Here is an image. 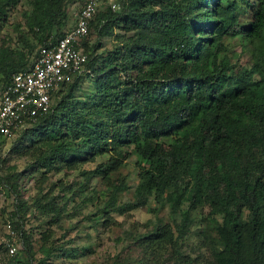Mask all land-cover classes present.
Wrapping results in <instances>:
<instances>
[{
  "label": "trees",
  "instance_id": "16d2710c",
  "mask_svg": "<svg viewBox=\"0 0 264 264\" xmlns=\"http://www.w3.org/2000/svg\"><path fill=\"white\" fill-rule=\"evenodd\" d=\"M69 1L33 0L27 20L33 39L23 38L31 58L22 50L3 52L0 83L30 67L40 45L63 35L62 30L53 34L52 28H62L68 20ZM116 1L117 9L98 6L83 41V71L61 83L49 110L19 132L31 137L43 133L44 147L35 146L40 150L26 170H48L69 155L97 150L109 158L96 171L107 172L130 149L140 168L134 200L116 205L111 196L108 205L121 213L151 196H165L171 212H181L179 237L190 229V210L210 206L221 216L215 228L222 245L215 252L217 264H264V0ZM16 2L0 0V14ZM93 31L114 36L113 46L96 53L98 38L89 42ZM226 38L252 45L248 68L235 69L226 55L220 58ZM83 73L90 77L92 91L76 97L74 87ZM6 168L0 186L18 195L17 180L24 172H15L14 165ZM185 202L188 209H180ZM36 203L45 212L57 210L51 199ZM16 207L10 222L20 233L25 255L7 252L8 261L31 264L29 235ZM161 226L158 222L151 236L159 237V229L171 235L170 228ZM2 246L8 251L5 242ZM41 251L48 256L51 248Z\"/></svg>",
  "mask_w": 264,
  "mask_h": 264
},
{
  "label": "rangeland",
  "instance_id": "374dc122",
  "mask_svg": "<svg viewBox=\"0 0 264 264\" xmlns=\"http://www.w3.org/2000/svg\"><path fill=\"white\" fill-rule=\"evenodd\" d=\"M112 1L101 0V3ZM81 2L67 3L68 20L62 28L55 25L53 34L72 27ZM33 9V0H17L16 4L5 7L4 15L0 14V55L22 50L31 58V49L24 45L23 38L33 39V29L27 24ZM119 31L115 28L116 33ZM93 34L89 42L98 38L96 53L113 46L114 36H100L96 31ZM225 40L227 48L220 58L226 55L234 66L248 67L252 47L239 39ZM79 83L74 87L76 97H85L92 91L89 76L83 73ZM41 136V132L34 137L24 134L5 140L0 148V157L5 160L0 162V176L7 173L6 165H14L15 172H24L17 180L18 195L10 187L0 186V244L9 236L11 229L6 224L17 205L22 230L29 235L31 264H217L215 252L222 245L215 228L221 216L213 214L210 206L202 204L190 210L192 223L182 237L177 236L176 227L181 212L172 213L165 196L161 199L151 196L144 205L120 213L108 205V199L113 196L116 205L134 200L140 168L130 149L117 168L107 172L96 171L98 164L109 158L108 152L97 150H89L82 156L69 155L66 160L55 161L54 167L48 170L43 166L26 170L35 152L40 150L35 151V146L44 147L40 145ZM120 183L123 188L116 190ZM39 199L42 202L51 199L57 210L43 211L36 203ZM180 209H188L187 202ZM158 222L162 228H170L171 235L159 229V237L151 236ZM12 241L19 251L17 254L24 256L25 247L19 233ZM243 241L248 247L247 235ZM42 247L51 248L48 256L43 255ZM7 252L0 247V264H9Z\"/></svg>",
  "mask_w": 264,
  "mask_h": 264
},
{
  "label": "built area",
  "instance_id": "2783aa9c",
  "mask_svg": "<svg viewBox=\"0 0 264 264\" xmlns=\"http://www.w3.org/2000/svg\"><path fill=\"white\" fill-rule=\"evenodd\" d=\"M100 4L101 0H84L75 13V26L66 29L54 42L40 45L30 67L13 74L9 82L0 83V148L5 140L17 137L22 129L49 110L52 94L61 83L83 71L87 61L83 41ZM118 5L116 0L110 4L112 9ZM6 226L11 230L5 244L8 252L14 254L17 247L12 240L18 232L11 222Z\"/></svg>",
  "mask_w": 264,
  "mask_h": 264
},
{
  "label": "clouds",
  "instance_id": "9594fccd",
  "mask_svg": "<svg viewBox=\"0 0 264 264\" xmlns=\"http://www.w3.org/2000/svg\"><path fill=\"white\" fill-rule=\"evenodd\" d=\"M239 39V41L241 40L240 38H238ZM242 43V42H241ZM243 44V43H242ZM246 44V43H245ZM249 44V43H248ZM251 47H252V45L251 44H249ZM251 52H252V48H251ZM252 59V58H251ZM231 63V62H230ZM250 64H251V62H250ZM250 64H249V66H250ZM231 65H233L232 63H231ZM234 66V65H233ZM248 66V67H249ZM242 67H244V68H248L247 66H238V67H236L235 69H240V68H242Z\"/></svg>",
  "mask_w": 264,
  "mask_h": 264
}]
</instances>
